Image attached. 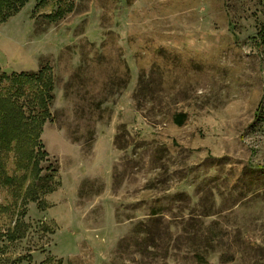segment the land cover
Here are the masks:
<instances>
[{
    "label": "rangeland",
    "instance_id": "obj_1",
    "mask_svg": "<svg viewBox=\"0 0 264 264\" xmlns=\"http://www.w3.org/2000/svg\"><path fill=\"white\" fill-rule=\"evenodd\" d=\"M13 1L0 67L51 69L55 190L0 183V264H264V0Z\"/></svg>",
    "mask_w": 264,
    "mask_h": 264
},
{
    "label": "trees",
    "instance_id": "obj_2",
    "mask_svg": "<svg viewBox=\"0 0 264 264\" xmlns=\"http://www.w3.org/2000/svg\"><path fill=\"white\" fill-rule=\"evenodd\" d=\"M26 1L22 0L21 5ZM19 6L13 0H0V21L12 15L10 7L15 10ZM50 71L43 67L7 73L0 67V153L5 158L0 160V183L24 207L30 201L39 202L43 209L49 207L41 196L55 190L52 178L40 174L38 167L46 154L39 137L43 124L51 117L54 83ZM174 119L183 124L186 113L179 112Z\"/></svg>",
    "mask_w": 264,
    "mask_h": 264
}]
</instances>
